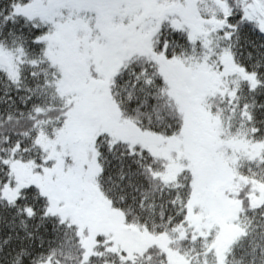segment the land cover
Wrapping results in <instances>:
<instances>
[{
  "label": "snow or ice",
  "instance_id": "1",
  "mask_svg": "<svg viewBox=\"0 0 264 264\" xmlns=\"http://www.w3.org/2000/svg\"><path fill=\"white\" fill-rule=\"evenodd\" d=\"M0 264H264V0H0Z\"/></svg>",
  "mask_w": 264,
  "mask_h": 264
}]
</instances>
